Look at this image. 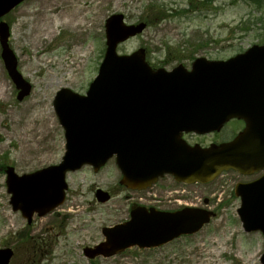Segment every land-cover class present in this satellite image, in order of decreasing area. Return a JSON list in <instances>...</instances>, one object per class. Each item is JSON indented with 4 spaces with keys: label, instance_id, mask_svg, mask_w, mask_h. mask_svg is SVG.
<instances>
[{
    "label": "rangeland",
    "instance_id": "1",
    "mask_svg": "<svg viewBox=\"0 0 264 264\" xmlns=\"http://www.w3.org/2000/svg\"><path fill=\"white\" fill-rule=\"evenodd\" d=\"M71 2L85 9V24L61 26L51 40L37 38L33 30L42 12L49 15L53 4L60 9ZM112 14H122L125 24H146L142 33L120 44L117 53L143 48L151 65L165 69L189 67L199 56L225 58L236 48L264 40V0H25L5 15L17 69L31 86L18 100L0 56V76L6 84V98L0 99V248H12L9 264H261L264 239L260 232H244L236 213L240 202L234 186L251 177L233 172L193 185H177L164 177L137 194L140 203L159 195L164 205L178 195L172 208L186 203L214 216L194 234L109 258L88 259L83 249L102 241L103 227L127 219L114 159L97 172L89 166L68 172L64 203L51 214L34 216L30 225L12 211L3 169L11 166L21 175L60 162L64 136L53 109L54 95L62 88L86 92L102 60L104 23ZM186 139L200 145L211 140L195 135ZM98 188L111 195L109 202L96 201Z\"/></svg>",
    "mask_w": 264,
    "mask_h": 264
},
{
    "label": "water",
    "instance_id": "2",
    "mask_svg": "<svg viewBox=\"0 0 264 264\" xmlns=\"http://www.w3.org/2000/svg\"><path fill=\"white\" fill-rule=\"evenodd\" d=\"M22 1L0 0V18ZM144 28V23L125 25L121 14L111 15L105 22L106 50L86 94L65 88L55 94L53 108L65 138L60 163L21 176L12 167L5 169L10 204L28 222L34 213L43 216L63 202L66 172L85 164L98 170L112 156L123 172L122 182L138 190L166 173L176 181L205 183L222 170L251 174L264 169V125L252 122L264 119V106L257 108L258 115L250 116L240 105L249 101L248 97L264 102V76L255 78L257 83L249 88L236 90L224 75L235 66L249 64L246 56L261 54L264 45L225 62L196 59L190 72L182 66L171 71L152 70L142 49L131 55L116 53L119 43ZM8 37V25L0 21L1 57L21 100L29 94L30 85L17 71ZM202 72L206 74L202 76ZM231 117L243 118L246 128L230 143L201 148L180 139L182 132H209ZM235 195L240 197L237 212L244 231H260L264 238V174L238 183ZM96 197L99 202L109 198L101 190ZM211 216V212L190 208L174 213L140 208L131 212L128 222L104 228L105 241L84 253L107 257L133 245L160 246L195 233ZM12 254L9 248L0 249V264H8ZM260 263L264 264V252Z\"/></svg>",
    "mask_w": 264,
    "mask_h": 264
},
{
    "label": "flooded vegetation",
    "instance_id": "3",
    "mask_svg": "<svg viewBox=\"0 0 264 264\" xmlns=\"http://www.w3.org/2000/svg\"><path fill=\"white\" fill-rule=\"evenodd\" d=\"M250 46H245V47H241L240 49L236 48L234 49V54H238V53H242L245 50H247ZM229 56L225 57V58H213V59H226ZM207 58V57H206ZM208 59V58H207ZM245 126V122L241 119H237V118H232L230 120H228L227 122H225L222 127L219 130H215L209 134L206 135H201L199 137H210L211 140L208 142V144L211 143H216V144H220V143H226V142H230L232 141L237 134L240 133V131L244 128ZM193 136L192 134H183L182 137L184 139H186L188 136ZM207 144V145H208ZM164 177H168L170 179L173 180V178L171 176H163L162 178H160L158 181L162 180ZM122 178V175L120 174V179ZM174 181V180H173ZM175 182V181H174ZM177 185H180L179 183ZM121 187V192L124 195L123 199L125 200V206L127 207V218L129 217V214L131 212V210L135 209L136 207L142 206L145 208H150L156 211H161V212H173V211H177L179 209H181V207H173V201H176V197L177 196H173L174 199L172 201H168L169 204L164 205V201H162L160 199V196L158 195H154L153 199H144L142 202H147L148 206L144 205V203H140V199L141 198H136L135 196H138L137 194H139V192L136 191H130L128 190L125 186L120 185ZM186 205V203H185Z\"/></svg>",
    "mask_w": 264,
    "mask_h": 264
},
{
    "label": "bare ground",
    "instance_id": "4",
    "mask_svg": "<svg viewBox=\"0 0 264 264\" xmlns=\"http://www.w3.org/2000/svg\"><path fill=\"white\" fill-rule=\"evenodd\" d=\"M65 3V1L63 2ZM52 8L49 9L50 14L47 12H42V17L39 18L38 25L34 27V34L37 38L44 37L45 39L51 40L55 38L54 33L56 29L61 26H72L76 27L80 23L85 24V9L81 8L78 3L74 2L66 5L64 8ZM45 21V22H44ZM93 27V23L87 26L90 30ZM86 29V28H85ZM6 98V84L0 76V99L4 100Z\"/></svg>",
    "mask_w": 264,
    "mask_h": 264
}]
</instances>
